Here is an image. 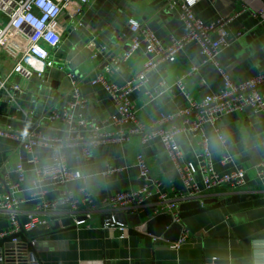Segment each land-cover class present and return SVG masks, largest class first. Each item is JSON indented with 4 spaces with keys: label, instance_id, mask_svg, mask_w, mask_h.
<instances>
[{
    "label": "crops",
    "instance_id": "obj_1",
    "mask_svg": "<svg viewBox=\"0 0 264 264\" xmlns=\"http://www.w3.org/2000/svg\"><path fill=\"white\" fill-rule=\"evenodd\" d=\"M167 0H91L80 14L73 3L62 13V42L51 50L57 66L46 69L41 77L28 80L14 72L22 55L8 46L0 48V79L6 89L0 91V130L5 132H31L66 139L75 137L62 122L52 125L44 121L47 113L62 112L71 100L72 84L68 77L73 72L81 80L83 97L87 100L83 115L103 132H116L106 120L116 115L113 99L101 84L92 81L99 75L118 87H123L142 68L143 53L116 68L115 60L129 50L132 32L129 21L147 26L165 45L172 38L181 39L187 34L180 20L179 9L166 8ZM245 10V11H243ZM264 10V0H204L195 7L196 16L204 23H212L221 16H234L232 32L242 31L243 37L220 54L219 62L236 82H244L264 72V21L254 13ZM145 48V43L142 44ZM202 49L197 43L188 44L173 64L164 63L148 77V84L131 95L138 117L146 125L159 122L162 117L186 109L192 101L202 102L224 89V78L213 64L202 63ZM194 66L199 70L192 72ZM109 70L110 73L106 71ZM184 80L186 93L176 86ZM162 81L166 87H162ZM14 85L20 87L16 92ZM81 136L87 135L79 129ZM209 139L215 170L220 175L238 169L247 172L246 186L239 189L222 187L209 194L206 208L180 211L182 228L190 232L189 241L179 250L170 249L169 241L154 243L151 235L134 230L132 223L125 239L119 232L102 229V216L95 214L90 227L64 226L37 237V256L41 264H257L264 262V182L257 176L256 166L264 162V114L251 109L232 113L221 118L214 126L204 128ZM218 133L226 141L222 146ZM186 133L177 138L186 162L199 168L197 145ZM34 155L41 164L53 163L51 148L36 147ZM143 154L151 170L152 179L161 182V191L173 197L183 191L182 181L160 140L142 143L141 136L128 142H108L98 146L87 160L83 146L62 150L67 166L81 172L83 179L72 182L68 188L77 191L85 186L96 202L109 199L117 193L141 188L150 180L139 178L136 156ZM224 155L233 159L221 163ZM22 162L32 177L34 164L17 140L0 135L1 176L18 180L15 172ZM108 168L117 169L114 175L104 176ZM202 185V175L197 174ZM3 191L0 189V195ZM22 197L30 199L31 186H22ZM159 200L153 198L144 207L129 209L126 217L138 216L144 224L156 216ZM32 210L28 202L20 207ZM68 218H64L67 220ZM62 220V221H64ZM2 229L9 227L5 216L0 215ZM55 226V225H54Z\"/></svg>",
    "mask_w": 264,
    "mask_h": 264
},
{
    "label": "built area",
    "instance_id": "obj_2",
    "mask_svg": "<svg viewBox=\"0 0 264 264\" xmlns=\"http://www.w3.org/2000/svg\"><path fill=\"white\" fill-rule=\"evenodd\" d=\"M90 1L0 0V48L8 46L22 55L14 72L30 80L36 75L41 77L46 69L56 67L57 63L52 58L51 50L58 48L62 42L60 16L68 11L73 3H77V13L80 14ZM202 1L204 0H167L166 8H178L180 20L187 29L186 36L181 39L172 38L168 45L160 41L147 26L135 20L129 21L132 32L130 50L115 60V65L119 69L138 53H143L145 62L142 68L123 87L111 83L103 74L92 81L93 85L101 84L113 99L116 115L109 117L106 122L119 127L118 131L103 132L83 115L81 110L85 108L87 100L82 95L81 80L73 72L68 73L72 84L71 100L62 112L54 110L47 113L44 121L52 125L61 121L71 131L77 132L75 137L50 138L34 131L0 130L1 136L19 142L28 155V161L35 167L32 170L33 176L29 177L24 164H17L15 172L18 180L13 182L8 175L1 176L3 167L0 165V189L3 191L0 195V215L5 216L9 223L7 229L0 226V264H41L37 256V237H31L29 234L35 231L49 233L54 225L62 222L64 218H68L71 226L75 228H89L95 214L100 213L102 229L119 232V238L125 239L130 225L120 223L117 220L118 215L125 214L129 209L144 207L155 197L159 200L156 216L168 214L173 217L174 222L180 224L181 205L199 202L200 208L204 209L207 206L205 201L213 191L222 187L239 189L246 186L247 172L244 169L226 175L216 172L204 128L206 125H216L226 115L242 113L246 109L264 114V72L244 82H236L221 67L220 54L244 35L242 31L234 33L231 30L232 23L242 12L230 17L221 16L207 24L200 20L194 11L196 5ZM254 17L263 22L264 10L254 13ZM143 43L145 48L142 47ZM190 43H197L202 49L203 60L200 65L210 63L218 68L225 81L224 89L217 95L206 97L202 102L192 101L186 109L164 116L156 124H144L139 120L138 110L130 99L131 95L148 84L149 75L160 65L175 63L177 55ZM198 70L199 66L191 69L192 72ZM106 72L110 73L109 70ZM161 86L166 87V82L162 81ZM176 86L186 93L183 79L177 81ZM13 88L16 92L20 91L17 85ZM5 89L6 83L0 79V91ZM79 129L87 135L81 136ZM186 133L191 135L192 141L199 149V168L184 160V154L177 142V138ZM133 136H141L143 144L157 139L161 141L182 181L183 191L180 194L174 192L172 197L161 191V182L152 179L148 162L141 153L135 159L139 167V178L151 181L141 188L117 193L101 202H96L85 186L77 191L68 188L70 183L81 181L83 176L81 172L68 168L62 154L64 148L82 145L83 155L89 160L101 144L125 143ZM218 138L222 146H225L224 136L218 133ZM36 147L51 148L54 155L53 163L48 164V174L41 175L39 180L37 171L43 164L33 153ZM232 161L231 157L224 155L221 163L227 165ZM255 169L257 176L264 182V162ZM117 172V169L108 168L103 175L110 176ZM198 173L202 175V185L197 181ZM26 183L31 186L28 201L21 194L22 186ZM28 202L33 205V209L23 212L20 207ZM131 230L148 234L146 223L133 225ZM151 237L154 243L165 241L163 237ZM189 239L190 232L182 228L178 242L168 243L167 246L179 250Z\"/></svg>",
    "mask_w": 264,
    "mask_h": 264
},
{
    "label": "water",
    "instance_id": "obj_3",
    "mask_svg": "<svg viewBox=\"0 0 264 264\" xmlns=\"http://www.w3.org/2000/svg\"><path fill=\"white\" fill-rule=\"evenodd\" d=\"M206 204H210L211 201H205ZM196 210L200 209V203L199 202H192L188 204H183L180 206V211L185 210ZM117 220L122 224H129L132 223V225H138L140 223L138 216H131L126 217L125 214H120L117 217ZM26 222V220H25ZM68 220L62 221V225L67 226L69 225ZM147 232L149 235L161 238L163 237L164 240L169 241L171 243L178 242L180 235L182 233V225L174 222V219L171 215L168 214H160L158 216L153 217L151 220H149L147 223ZM60 228V223L57 222L52 230H57ZM47 232L45 231H38V232H31L29 235L31 237H38L40 235H44Z\"/></svg>",
    "mask_w": 264,
    "mask_h": 264
},
{
    "label": "clouds",
    "instance_id": "obj_4",
    "mask_svg": "<svg viewBox=\"0 0 264 264\" xmlns=\"http://www.w3.org/2000/svg\"><path fill=\"white\" fill-rule=\"evenodd\" d=\"M47 174H48V164L47 162H44V164L37 171V179L39 180L41 175H47ZM257 264H264V262L258 261Z\"/></svg>",
    "mask_w": 264,
    "mask_h": 264
}]
</instances>
